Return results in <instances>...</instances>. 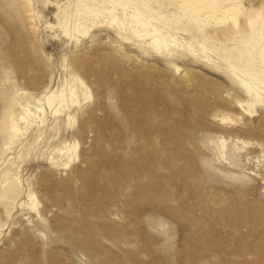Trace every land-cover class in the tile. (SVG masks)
<instances>
[{"label":"rangeland","instance_id":"obj_1","mask_svg":"<svg viewBox=\"0 0 264 264\" xmlns=\"http://www.w3.org/2000/svg\"><path fill=\"white\" fill-rule=\"evenodd\" d=\"M136 1L193 51L158 52L102 22L69 38L77 0H35V22L21 0H0V264H264V95L243 82H264V64L237 42L255 44L248 22L264 0H239V28L211 24V37L179 12L191 0ZM76 76L81 104L5 151L10 104ZM55 141L77 143L70 166L69 153L50 162Z\"/></svg>","mask_w":264,"mask_h":264},{"label":"bare ground","instance_id":"obj_2","mask_svg":"<svg viewBox=\"0 0 264 264\" xmlns=\"http://www.w3.org/2000/svg\"><path fill=\"white\" fill-rule=\"evenodd\" d=\"M201 1L202 0H191V3H180L179 12L184 16H188L189 21L195 23L205 36L211 37L209 31L206 30L211 24L216 26L226 24L236 29L239 28L240 16L242 13V4L239 0H224L222 6H219L215 11L210 9L209 6H204ZM21 2L26 7L29 18L35 22L37 15L35 0H21ZM213 3H215L214 0L209 4L212 5ZM142 4L146 11L139 8L136 0H102V2H98V0H77L74 18L70 21L71 24L65 35L69 38H72L74 35L78 38L88 36L90 31L102 22L110 26H115L120 29V31L131 32L135 37L139 38V40H144L158 52L162 50H171V48H188L193 51L192 46L185 43L186 41L181 42L177 37L170 34L169 31H165V29H169L170 31L172 29L167 26L162 15L153 12L144 2ZM119 14H122V17H120ZM259 21H261L260 24ZM176 22H178V20H174V24ZM248 23L255 34V44L248 39L240 38L237 42L242 50L239 52V46L236 47V50L239 52L240 58H242L243 55L250 56L257 51L262 65L264 64V18L258 17L256 20H250ZM256 23L260 26L256 25ZM161 24L165 26V29L160 27ZM34 27L37 29L36 25ZM173 30L175 32L179 31L174 27ZM200 47L205 53L209 51L203 43L200 44ZM76 82L81 88L89 90L85 82L76 76L74 83L65 84L61 89L48 92L42 98H39L35 105L28 99L23 101L20 100L18 105H16V101L12 102L4 111V117H6L4 122L5 130L3 131L4 143L6 145L4 148L5 151H10L21 136L30 134L35 124L40 123L41 126H44L49 116L60 118L65 110L64 107H69L70 102H73V100H76L75 107L80 105L81 100L75 87ZM243 82L248 91L255 95L257 99H259L262 94L264 95V82L246 77H244ZM25 96L26 95L21 92V97L23 99H25ZM90 96V93H87L86 98L88 99ZM254 103L255 102L252 101L248 110L243 108V111L245 113H252ZM239 105L243 107L242 103ZM17 110H20L19 113H16ZM68 118L70 122L74 121L73 116H69ZM221 120L226 123L232 119L229 116H223ZM54 144L57 149L55 153H52L50 162L54 165H60L61 161L69 153V155L73 154L74 157L70 158L69 164L66 163L67 166L65 167L70 166L77 156V143L70 142L65 146H60L61 144L59 141H55ZM43 147H45V145L40 148ZM21 184L22 180L16 178L13 188L14 195L18 196L20 194ZM35 199L36 197L34 195L30 196V200L34 201Z\"/></svg>","mask_w":264,"mask_h":264}]
</instances>
